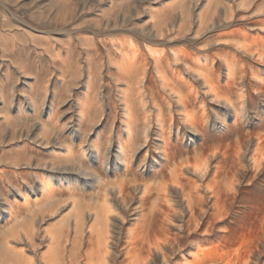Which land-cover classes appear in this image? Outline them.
<instances>
[{
	"label": "bare ground",
	"instance_id": "6f19581e",
	"mask_svg": "<svg viewBox=\"0 0 264 264\" xmlns=\"http://www.w3.org/2000/svg\"><path fill=\"white\" fill-rule=\"evenodd\" d=\"M15 39L0 264H264V0H0Z\"/></svg>",
	"mask_w": 264,
	"mask_h": 264
},
{
	"label": "rangeland",
	"instance_id": "374dc122",
	"mask_svg": "<svg viewBox=\"0 0 264 264\" xmlns=\"http://www.w3.org/2000/svg\"><path fill=\"white\" fill-rule=\"evenodd\" d=\"M219 10H221L219 7H218V9H216V11L217 12H220ZM197 12V11H196ZM172 19H173V21L175 22V21H177L178 19H177V14H173L172 13V15L170 16ZM89 19V18H88ZM170 21H171V19H170ZM13 42L14 43H12L13 45H15V47L13 48L14 49V51H12V49L10 48L9 50H6V51H1L0 52V55H2V57L4 58V59H6L5 58V55H7V54H10L11 55V53H12V55H13V53H15V52H17L18 50V55H16L17 57H18V59H19V57L20 56H23L24 55V52H21L20 51V49H23V46H25V45H27L26 43L25 44H23V46H22V43H20L21 42V40L20 39H15V40H13ZM210 46H213V45H210ZM198 47H202V45H199ZM204 47V46H203ZM19 48V49H18ZM214 48H220V49H225V48H227V46H221V45H216V46H214ZM30 52H32V51H30ZM41 52V56H39V58H37V59H39L38 61L39 62H41L42 60V64H40L39 66L40 67H42V66H44V68L46 69L47 67H48V65H47V62L49 61V60H47V58H46V55H45V53L43 52V51H40ZM20 53V54H19ZM106 53L105 54H103L102 55V57H103V59H102V57H101V59L100 58H97V59H94V60H92V62L94 61V62H106ZM26 56V55H25ZM43 56V57H42ZM1 57V56H0ZM1 57V58H2ZM41 58V59H40ZM98 59H99V61H98ZM45 60H46V62H45ZM43 68V67H42ZM42 68H39V69H42ZM15 70V69H14ZM17 71V70H16ZM86 71H87V69L86 68H84L83 69V71L81 72V74L83 73V76H82V78H81V76H79L78 78H77V80L79 81V80H81V79H84L83 77H84V74H86ZM18 73H19V71H18ZM20 74V73H19ZM31 77V76H30ZM46 77V76H45ZM52 77H53V75H52ZM52 77L51 78H49V80L52 82ZM4 79H6V78H3V76H1L0 77V90H1V87H2V82L3 81H5ZM30 79H29V77L25 80L26 81V84L24 85L25 87H28V85L29 84H31L32 83V79L29 81ZM46 80H47V78H43V80H41L40 78H37L36 79V81L37 82H39L40 83V85H44L45 86V82H46ZM77 81V82H78ZM84 81V80H83ZM20 88V87H19ZM54 89L55 90H61L62 89V87L60 86V81L58 80V82L56 81V83H55V85H54ZM70 89H72L71 91H75L76 90V86H75V83H74V85L70 88ZM1 93H3V94H9V93H7L8 92V88H4V89H2L1 91H0ZM61 93H64L65 94V96L68 94V91H66L65 90V88L64 89H62V91H61ZM40 131H39V129H38V127H36V129L35 130H33L32 131V135H31V138H34V137H36V139H37V137H38V135H40V133H39ZM32 160V159H31ZM32 194V193H31ZM19 197V196H18ZM19 199V198H18ZM68 201L69 200H66V205H63L62 207H64V208H66L67 207V204H68ZM29 208H30V206H29ZM31 208H33V207H31ZM34 209H37V207H35ZM67 209H69V206L66 208V210ZM27 216H28V214H27ZM28 218H29V216H28ZM37 218V217H36ZM208 239V238H207ZM207 239H204V237H201V238H199V240H202L203 241V245L202 246H200V249H199V247L198 248H196V251L197 252H200V251H205L206 253H209V252H213V250H215V247H216V241L215 240H212V242L211 241H207ZM214 241V242H213ZM45 249V248H44ZM206 264H213V263H206Z\"/></svg>",
	"mask_w": 264,
	"mask_h": 264
}]
</instances>
